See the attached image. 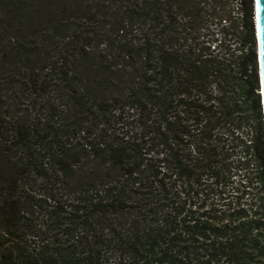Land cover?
I'll return each mask as SVG.
<instances>
[{
	"label": "trees",
	"instance_id": "obj_1",
	"mask_svg": "<svg viewBox=\"0 0 264 264\" xmlns=\"http://www.w3.org/2000/svg\"><path fill=\"white\" fill-rule=\"evenodd\" d=\"M260 91L254 0H0V264H264Z\"/></svg>",
	"mask_w": 264,
	"mask_h": 264
},
{
	"label": "water",
	"instance_id": "obj_2",
	"mask_svg": "<svg viewBox=\"0 0 264 264\" xmlns=\"http://www.w3.org/2000/svg\"><path fill=\"white\" fill-rule=\"evenodd\" d=\"M254 16L257 37V54L259 63V76L261 97L264 113V0H254Z\"/></svg>",
	"mask_w": 264,
	"mask_h": 264
},
{
	"label": "rangeland",
	"instance_id": "obj_3",
	"mask_svg": "<svg viewBox=\"0 0 264 264\" xmlns=\"http://www.w3.org/2000/svg\"><path fill=\"white\" fill-rule=\"evenodd\" d=\"M237 6H238V5H236V2H233V3H232L231 8L234 9V14H236V13L238 12ZM217 28H218V27H217ZM209 30H210L211 32H213V31L216 32L217 29H216V26L212 25V27L210 26Z\"/></svg>",
	"mask_w": 264,
	"mask_h": 264
}]
</instances>
